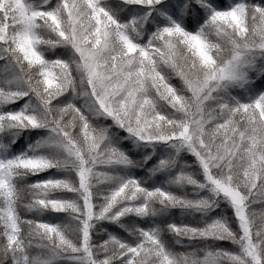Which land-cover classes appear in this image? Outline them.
Here are the masks:
<instances>
[{
  "label": "snow or ice",
  "instance_id": "snow-or-ice-1",
  "mask_svg": "<svg viewBox=\"0 0 264 264\" xmlns=\"http://www.w3.org/2000/svg\"><path fill=\"white\" fill-rule=\"evenodd\" d=\"M0 264H264V0H0Z\"/></svg>",
  "mask_w": 264,
  "mask_h": 264
},
{
  "label": "trees",
  "instance_id": "trees-1",
  "mask_svg": "<svg viewBox=\"0 0 264 264\" xmlns=\"http://www.w3.org/2000/svg\"><path fill=\"white\" fill-rule=\"evenodd\" d=\"M27 218H34V217H32L31 215H29ZM56 222H59V223H63V222H67L66 220H58V221H56ZM111 230V229H110ZM177 250H179V251H183V249H180V248H178Z\"/></svg>",
  "mask_w": 264,
  "mask_h": 264
},
{
  "label": "rangeland",
  "instance_id": "rangeland-1",
  "mask_svg": "<svg viewBox=\"0 0 264 264\" xmlns=\"http://www.w3.org/2000/svg\"><path fill=\"white\" fill-rule=\"evenodd\" d=\"M221 246L226 247V248L231 247V245L230 244H227V243H225V244H223Z\"/></svg>",
  "mask_w": 264,
  "mask_h": 264
}]
</instances>
